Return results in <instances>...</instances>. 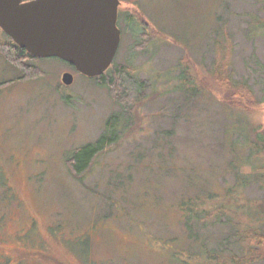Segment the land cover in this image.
<instances>
[{
    "label": "rangeland",
    "instance_id": "rangeland-1",
    "mask_svg": "<svg viewBox=\"0 0 264 264\" xmlns=\"http://www.w3.org/2000/svg\"><path fill=\"white\" fill-rule=\"evenodd\" d=\"M119 12L112 67L129 65L147 85L130 123L118 122L122 134L82 181L68 158L97 140L121 106L96 77L60 57H37L30 62L38 69H25L7 54L0 28V264H198L179 204L187 195H208L192 184L225 194L234 178L226 140L243 141V127L264 128V36L257 24L264 0H120ZM126 13L145 23L146 45H136ZM229 49L234 77L248 78L259 101L236 97L211 74ZM64 71L75 74L69 85L61 81ZM193 89L200 92L188 93ZM225 94L232 97L223 100ZM243 191L264 195L258 183ZM227 230L209 229V246Z\"/></svg>",
    "mask_w": 264,
    "mask_h": 264
},
{
    "label": "trees",
    "instance_id": "trees-1",
    "mask_svg": "<svg viewBox=\"0 0 264 264\" xmlns=\"http://www.w3.org/2000/svg\"><path fill=\"white\" fill-rule=\"evenodd\" d=\"M144 24L138 19L128 22L137 36L136 45L138 46L146 45L145 42L149 39ZM257 24L261 28L260 33L264 36V18L257 19ZM6 36L4 46L8 51L7 54L21 59V63L27 66L25 69L37 70L38 66L30 62L37 57L14 43L9 35L6 34ZM229 53L230 49L228 53L222 55L224 59L222 63L216 62L211 74L223 87H232L236 97H241L238 94H243V97L249 96L253 103L259 101L254 98V88L248 78L239 81L234 77V69L230 68ZM23 59H29V61L26 63ZM112 64L96 78L99 85L109 88L111 95L114 93V101L121 106V111L108 117L106 131L97 140L74 149L68 158L69 171L80 181L94 158L115 143L122 134V126L118 127V122L122 119V124L130 123L134 104L142 97L147 85L145 79L134 75L129 65L115 64L112 67ZM199 92V89H193L188 93L195 95ZM231 97L225 94L222 99L227 101ZM238 133L243 135V141H239L237 137L226 140L227 148L233 156L228 159L226 169L232 172L234 178L233 183L225 185V194L218 195L216 192L205 190L201 187V183L200 186L198 185L200 188L194 184L190 186L186 184L189 188L193 187V192L196 190L208 195L204 198L203 196L191 198L187 195L182 200L185 202L179 204L178 209L181 215L179 223L188 244L194 248V253L197 252L199 255L198 264L264 263V195L262 198H251L242 194L243 189L253 183H258L264 189V128L258 130L247 127L245 130L243 127ZM245 149L246 154H244ZM213 169L220 170L219 167ZM219 177L220 174L216 179ZM181 198L184 197L181 196ZM210 202H213L210 207L205 206ZM214 226H227L228 230L215 246L210 247L208 234L209 229ZM195 244H198L199 248H196ZM193 251L189 254L192 258Z\"/></svg>",
    "mask_w": 264,
    "mask_h": 264
},
{
    "label": "water",
    "instance_id": "water-1",
    "mask_svg": "<svg viewBox=\"0 0 264 264\" xmlns=\"http://www.w3.org/2000/svg\"><path fill=\"white\" fill-rule=\"evenodd\" d=\"M120 0H0V28L34 57L57 56L78 72L100 76L120 42ZM70 71L61 75L69 85Z\"/></svg>",
    "mask_w": 264,
    "mask_h": 264
},
{
    "label": "flooded vegetation",
    "instance_id": "flooded-vegetation-1",
    "mask_svg": "<svg viewBox=\"0 0 264 264\" xmlns=\"http://www.w3.org/2000/svg\"><path fill=\"white\" fill-rule=\"evenodd\" d=\"M120 5V4H119ZM132 20V16H131V13H126L123 17V21L128 24L129 21ZM121 19H120V12H119V6H118V10H117V20H116V24H117V27L120 29V40H121V27H120V24H121ZM120 43V42H119ZM119 47V46H118ZM118 50V49H117ZM73 67V66H72ZM75 69V68H74ZM76 70V69H75ZM78 72V71H77ZM79 74H82L80 72H78ZM73 76H74V79H75V74L73 73Z\"/></svg>",
    "mask_w": 264,
    "mask_h": 264
}]
</instances>
